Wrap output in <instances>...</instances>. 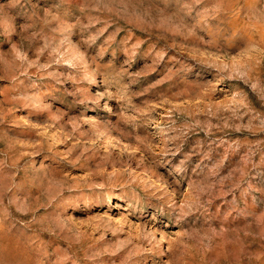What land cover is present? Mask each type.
Segmentation results:
<instances>
[{"label":"rangeland","instance_id":"obj_1","mask_svg":"<svg viewBox=\"0 0 264 264\" xmlns=\"http://www.w3.org/2000/svg\"><path fill=\"white\" fill-rule=\"evenodd\" d=\"M0 264H264V0H0Z\"/></svg>","mask_w":264,"mask_h":264}]
</instances>
